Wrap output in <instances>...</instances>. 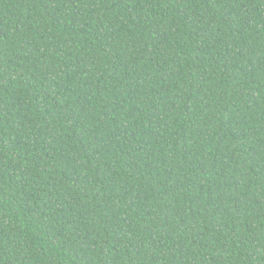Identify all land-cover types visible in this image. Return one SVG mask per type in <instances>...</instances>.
Returning <instances> with one entry per match:
<instances>
[{
  "label": "trees",
  "instance_id": "trees-1",
  "mask_svg": "<svg viewBox=\"0 0 264 264\" xmlns=\"http://www.w3.org/2000/svg\"><path fill=\"white\" fill-rule=\"evenodd\" d=\"M0 264H264V0H0Z\"/></svg>",
  "mask_w": 264,
  "mask_h": 264
}]
</instances>
